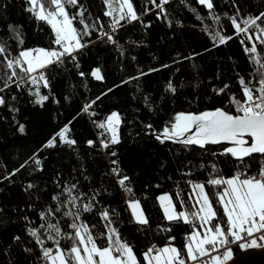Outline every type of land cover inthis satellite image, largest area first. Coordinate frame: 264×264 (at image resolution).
<instances>
[{
    "label": "trees",
    "instance_id": "16d2710c",
    "mask_svg": "<svg viewBox=\"0 0 264 264\" xmlns=\"http://www.w3.org/2000/svg\"><path fill=\"white\" fill-rule=\"evenodd\" d=\"M132 3L139 19L122 20L115 31L110 28L112 17L104 15V0H78L76 6L66 5L69 15L76 16L73 24L78 31L83 32L84 27L76 15L81 6L85 23L95 28L90 27V35L83 36L82 43L87 46L73 54L75 60L65 56L63 63L44 70L47 88L42 82L33 85L26 76L24 83L17 81L4 88V80L0 79V97L5 100L0 105V264H46L28 228H39L44 223L41 212L57 207L54 195L66 202L69 195L64 189L73 184L76 188L72 195L80 196L76 203L81 208V221L89 226L99 245L108 243L107 222L100 216L107 209L112 227L132 247L138 264H146L143 253L153 245L176 247L187 261V237L194 227L203 230L195 219L190 223L168 221L158 202L159 195L169 194L177 211L190 213L198 208L192 184H203L218 213L217 221L226 228L227 217L216 195L225 186H213L208 181L220 176L229 178L238 171L256 175L264 163V155L259 153L243 161L220 154L231 145L200 148L156 139V133L179 112L220 108L237 114L232 98L244 100L241 78L251 82L249 86L256 93L261 69L252 57L264 64V44L257 39L256 29L248 33L251 41L244 33L237 34L230 17L239 22L259 15L264 12V0H212L211 10L198 0H169L163 6L164 12L152 0ZM29 6L27 0H0V40L7 41L13 55H18L21 48H58L52 42L55 37L51 27L28 12ZM217 16L218 22L214 20ZM258 23L264 27V21ZM10 25L23 39V45L10 31ZM101 26L115 43L100 35ZM217 31L232 39L217 45L212 38ZM253 43L257 52L246 53L245 48ZM3 59L0 57V77L8 71ZM96 68L101 69L103 80L92 76ZM169 81L176 89L174 93L167 89ZM37 88L41 95L48 96L43 105L35 102ZM91 101L96 102L89 112H83L84 105ZM112 112L120 116V142L104 148L101 141L109 142L111 134L97 125ZM20 125L24 126L23 133ZM65 125L69 127L68 137L76 143L70 146L57 137L54 147H44ZM88 141H93L92 145ZM25 161L29 163L11 175ZM123 176L129 178L125 183L132 189L131 194L118 183ZM28 184L34 187L28 188ZM129 200L140 202L148 224L133 220ZM89 202L93 208L84 212L82 206ZM69 210L62 208L49 217L52 223H59L62 234L73 232L69 227L72 219L63 214ZM43 238L45 246L54 249L53 242L46 235ZM60 243L65 249L72 245L69 239H61ZM232 249L233 257L244 250Z\"/></svg>",
    "mask_w": 264,
    "mask_h": 264
},
{
    "label": "snow or ice",
    "instance_id": "6c2138e0",
    "mask_svg": "<svg viewBox=\"0 0 264 264\" xmlns=\"http://www.w3.org/2000/svg\"><path fill=\"white\" fill-rule=\"evenodd\" d=\"M168 2L169 0H160L157 4L156 0H152V3L161 12H164L163 6ZM198 2L209 10L213 8L212 0H198ZM27 3L30 6L26 10L32 13L37 20L45 21L51 27L55 37L52 42L58 48H21L18 55H13L9 51L7 41L0 40V57L4 58L3 64L8 70L4 77H0L4 80V88L10 87L11 83L17 81L24 83L25 76L33 85L42 82L43 87L47 88L49 84L44 70L50 65L63 63L65 56H70L75 60L76 57L73 54L87 46L82 43L83 36L90 35V27L95 28V25L90 26L85 23L82 6L76 15L80 17L79 22L84 26L83 32L74 27L73 21L76 16L69 15L66 5L76 6L78 0H27ZM104 3L107 8L104 15L112 17L111 27L113 31L120 25L122 20L134 21L139 19L132 0H104ZM239 15L238 10L237 16ZM219 19L218 16L214 17L217 22ZM230 20L236 33H244L249 41L252 40V36L248 33L250 30L256 29L259 32L257 39L260 40L261 44H264V39H260V37H264V27H261L258 23L264 21V12L256 16L242 18L239 22L236 17H230ZM9 29L15 32L18 43L23 45L24 41L19 33L11 25ZM100 35L106 36L108 41L115 43L113 36L108 32H104L102 26ZM212 38L217 45L224 44L232 39L231 36H224L219 31ZM245 52L256 53V44L253 43L250 48L246 47ZM252 59L260 65L261 69V78L258 81L259 87L255 88L258 95H254L253 88L249 86L251 82L246 83L241 78L240 84L243 88L244 100L240 101L234 97L232 98L237 114H231L229 111L220 108L200 113L179 112L174 115L161 132L156 133V139L161 143L170 140L184 145H198L200 148H204L207 144L227 143L231 146L225 147L220 154L231 155L238 161H243L246 157H251L256 153L264 155V64H261L255 56ZM164 67H167V65ZM149 71H156V69H150ZM80 75L83 76L84 74L81 72ZM141 75H146V73L142 72ZM92 76L96 80H103L99 68L92 71ZM17 86L19 87V84ZM226 87L227 85H225ZM167 89L173 93L176 91L171 81H169ZM0 91H3V88H0ZM223 91L224 89L219 90V92ZM35 95L37 96L35 101L37 104L43 105V102L48 99V96L40 94L39 88H37ZM96 99L99 100L100 97ZM95 102L86 103L82 111L89 112ZM4 103V98L0 97V105ZM119 123V114L112 112L105 122L97 125L102 129H107L112 134L109 142L101 141L102 147L107 148L109 143L117 144L120 142L117 135ZM147 127L152 128V125H147ZM19 131L24 132L23 125L19 126ZM68 132L69 127L65 125L49 139L44 147H54L57 137L61 143L74 145L76 141L68 137ZM92 143L93 141H88L89 145H92ZM112 155H115V153H112ZM35 162L37 165L40 164L38 159ZM28 163L29 161H25L11 175H15ZM113 163L116 162L113 161ZM213 169L216 170L215 165H213ZM113 171L118 174L117 169H113ZM128 179L127 176H123L118 183L127 193L131 194L132 189L127 187L125 183ZM208 184L225 186L223 191L218 192L216 195L218 202L223 207L224 215L227 217L226 228L222 222L217 221L218 213L213 207L209 194L205 192L203 184H192V188L198 196L196 204L199 207L190 213L177 212L169 195L165 194L158 197L164 216L168 221L182 220L184 223H190L192 219L199 221V228L203 231L201 232L194 227L192 233L187 237L185 244L187 261L196 264L202 257H210L208 261H203L202 264H227L233 258V249L228 247L230 244H236L240 249L264 248V163L260 165L259 172L256 175L250 176L245 172L238 171L231 178H223L222 176L212 178L208 181ZM27 187L32 188L34 185L28 184ZM75 188L76 185L73 184L71 188L66 187L64 189L69 195L66 202H60V196L54 195L52 199L58 202L57 207L54 210L49 208L45 212H41L40 218L44 223L40 224L39 228H28V234L40 246L41 259L46 264H138L132 247L123 241L117 229L112 227L113 221L107 209L102 211L100 216L102 220L107 222L106 238L108 243L106 246L98 244L97 238L93 236L89 226L81 221V208L77 207L76 203L80 196L72 195V190ZM91 199L95 200V196ZM128 207L131 209L136 223L148 224V219L138 200H129ZM181 207H183V204H181ZM62 208L70 209L63 214L73 221L69 224V227L73 230L72 233L62 234L59 223H52L49 220V217H54ZM92 208L93 204L91 202L84 203L82 206L84 212H89ZM71 209H74V211ZM45 235L47 240L53 242L54 249L45 246V239L43 238ZM16 239H19V237H16ZM61 239L71 240V247L62 248ZM221 249H223L222 255H211V253L220 252ZM26 250L32 251L31 249ZM143 256L146 264H187L181 250L172 246L156 248L153 245L143 253Z\"/></svg>",
    "mask_w": 264,
    "mask_h": 264
},
{
    "label": "water",
    "instance_id": "95a60500",
    "mask_svg": "<svg viewBox=\"0 0 264 264\" xmlns=\"http://www.w3.org/2000/svg\"><path fill=\"white\" fill-rule=\"evenodd\" d=\"M181 144V143H177ZM229 145L227 143H222ZM207 145H218V144H207ZM198 146V145H197ZM227 264H264V248H247L234 256Z\"/></svg>",
    "mask_w": 264,
    "mask_h": 264
},
{
    "label": "built area",
    "instance_id": "2783aa9c",
    "mask_svg": "<svg viewBox=\"0 0 264 264\" xmlns=\"http://www.w3.org/2000/svg\"><path fill=\"white\" fill-rule=\"evenodd\" d=\"M110 28L112 29V27H110ZM102 30L104 32H106V30L104 28H102ZM108 42H110V41H108ZM64 58H63V61H64ZM254 95H257V94L254 93ZM257 235H259V234H257ZM248 239H251V238H248ZM228 247L234 248V247H239V246L236 245V244H230V245H228ZM256 249H261V248H256ZM222 253H223V249H221V251L218 252V253L217 252L211 253V255H222ZM209 259H210V257H202L200 261L196 262V264H202L203 261H208ZM187 264H193V262L192 261H187Z\"/></svg>",
    "mask_w": 264,
    "mask_h": 264
},
{
    "label": "rangeland",
    "instance_id": "374dc122",
    "mask_svg": "<svg viewBox=\"0 0 264 264\" xmlns=\"http://www.w3.org/2000/svg\"><path fill=\"white\" fill-rule=\"evenodd\" d=\"M115 15V14H114ZM107 130V129H106ZM108 131V130H107ZM110 134H111V132L110 131H108ZM117 133H118V128H117ZM112 135V134H111ZM229 178H231V177H229ZM165 194H167V193H163V194H161V195H165ZM161 195H159V197L161 196ZM167 195H169V194H167ZM193 197H194V201H195V203H196V200L198 199V196H197V194H196V192L193 190ZM158 202H159V200H158ZM159 204H160V202H159ZM198 207H199V205H197ZM163 210V209H162ZM129 211H130V214H131V216H132V211H131V209L129 208ZM177 212H179V211H177ZM164 213V212H163ZM132 218H133V216H132ZM134 220V219H133Z\"/></svg>",
    "mask_w": 264,
    "mask_h": 264
}]
</instances>
